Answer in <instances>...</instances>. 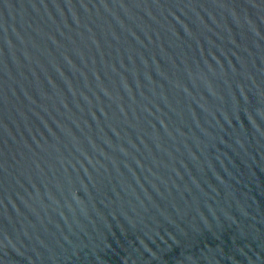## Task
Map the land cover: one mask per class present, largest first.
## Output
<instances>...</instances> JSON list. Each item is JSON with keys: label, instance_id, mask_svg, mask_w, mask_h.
Instances as JSON below:
<instances>
[{"label": "water", "instance_id": "1", "mask_svg": "<svg viewBox=\"0 0 264 264\" xmlns=\"http://www.w3.org/2000/svg\"><path fill=\"white\" fill-rule=\"evenodd\" d=\"M0 264H264V0H0Z\"/></svg>", "mask_w": 264, "mask_h": 264}]
</instances>
